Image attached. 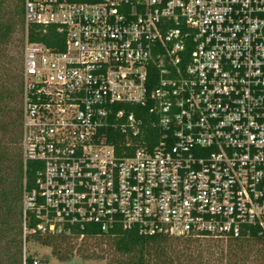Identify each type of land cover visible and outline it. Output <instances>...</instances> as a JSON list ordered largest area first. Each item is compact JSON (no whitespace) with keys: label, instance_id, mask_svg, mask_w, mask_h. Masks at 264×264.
<instances>
[{"label":"built area","instance_id":"1","mask_svg":"<svg viewBox=\"0 0 264 264\" xmlns=\"http://www.w3.org/2000/svg\"><path fill=\"white\" fill-rule=\"evenodd\" d=\"M23 9L63 37L24 41L20 151L38 164L24 236H264V0Z\"/></svg>","mask_w":264,"mask_h":264},{"label":"trees","instance_id":"2","mask_svg":"<svg viewBox=\"0 0 264 264\" xmlns=\"http://www.w3.org/2000/svg\"><path fill=\"white\" fill-rule=\"evenodd\" d=\"M6 1L0 0V264H33L34 255L27 250L29 242L49 246L54 256L67 260L69 257L66 250L72 248L71 241L79 239L80 234H84L83 238L106 237L111 240L117 256L109 264H221L224 258L230 264H245L251 255H256L253 259L255 263H263L264 249L253 250L258 245L264 248V236L258 235L256 228L252 229L249 236L235 239L204 238L225 241L227 250L214 243H208L204 247L200 242L192 245L195 243L192 242L194 239L200 240L199 237L174 238L188 241L187 246L175 249L169 245L172 239L170 237L140 235L134 230L120 228L102 234L92 224L76 232L77 236L73 237L46 235L38 231L23 235V195L25 189L32 188L38 166L36 162H28L25 168L20 151L24 41L27 37L29 40L62 48L63 37L56 32L54 26H47L46 33L41 25L30 23L26 26L24 0H11L15 2L16 9L9 12ZM53 37H58L59 44ZM11 47L19 48L20 55H10ZM109 142L111 141L108 140ZM28 226L32 228L34 223ZM216 254L218 257H215Z\"/></svg>","mask_w":264,"mask_h":264},{"label":"rangeland","instance_id":"3","mask_svg":"<svg viewBox=\"0 0 264 264\" xmlns=\"http://www.w3.org/2000/svg\"><path fill=\"white\" fill-rule=\"evenodd\" d=\"M5 5L9 11H13L16 9L15 2L11 0H7ZM17 38V35H15ZM19 48L11 47L9 52L10 55L16 54V56L20 55L18 53ZM22 55V52H21ZM200 240L194 239L195 242L192 245H197L196 243L200 242L201 246H205L208 243H214L218 245H222V248L227 250V244L225 241H216L213 239H204L199 238ZM72 248L67 249V255L69 259L60 260L56 256L52 254L51 247L45 246L38 242H29L27 244V250L29 254H33L36 257L47 259L49 264H109L110 261L116 258V253L112 247L111 240L106 237H91V238H79L71 241ZM188 241L186 239H174L172 238L169 242L175 249L182 248L187 246ZM192 247V246H191ZM262 248L260 245L253 247V250ZM225 253V252H224ZM256 255H251V257L247 260L245 264H264L263 263H255L253 260ZM218 257V254L215 255ZM219 264V262H216ZM221 264H230L226 258L221 262Z\"/></svg>","mask_w":264,"mask_h":264}]
</instances>
